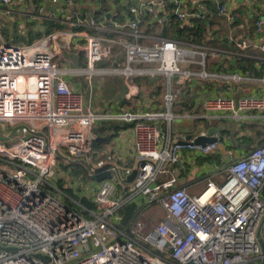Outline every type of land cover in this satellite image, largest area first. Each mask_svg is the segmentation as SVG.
<instances>
[{"label":"built area","instance_id":"obj_1","mask_svg":"<svg viewBox=\"0 0 264 264\" xmlns=\"http://www.w3.org/2000/svg\"><path fill=\"white\" fill-rule=\"evenodd\" d=\"M103 1L116 7L102 11L100 20L79 10L75 0H63L65 4L52 0L56 8L36 0H0V11L7 16L29 17L38 27L49 21L63 25L25 44L8 42L0 35V124L2 135L9 137L0 138V264H256L264 260L258 237L264 218V143L223 166L220 181L209 176L206 187L192 195L179 185L180 149L194 147L208 154L216 143L180 145L157 124L161 118H173L176 76L235 82L246 78L207 70L208 57H220L228 48L152 35L144 29L151 15L165 25L171 15L180 22L204 20L211 10L189 12L182 0H130L123 11L122 0ZM205 1L217 3L229 25L236 27L237 15L224 0ZM253 17L256 30L264 33V7H258ZM230 42L241 50L249 46L246 39L236 41L232 36ZM74 47L84 52L86 65L62 67L61 53ZM115 47L123 48L127 66L100 67ZM142 64L153 68H133ZM122 71L130 82L133 74L163 75L165 112L91 110L85 94L74 92L67 79L69 74L85 75L89 92L106 75ZM203 108L240 118L247 111L264 112V96L216 95L205 99ZM104 119L135 123V167L94 159V127ZM72 159L87 161L90 177L97 168L109 165L112 177L98 183L92 197L95 209L76 197H71V205L66 203L50 181L58 161ZM131 202L137 210L125 222L121 209ZM157 204L165 217L153 223L142 219L141 213Z\"/></svg>","mask_w":264,"mask_h":264},{"label":"crops","instance_id":"obj_2","mask_svg":"<svg viewBox=\"0 0 264 264\" xmlns=\"http://www.w3.org/2000/svg\"><path fill=\"white\" fill-rule=\"evenodd\" d=\"M36 1L51 8L57 7L56 4L52 3V0ZM129 1L130 0L121 1L123 4V11L128 7L129 4L127 3ZM182 1V6L189 12L199 11L203 7H207L211 10V14L206 19L201 20V25L205 28L206 32L205 41L203 43L215 47L228 48L229 52L224 53L220 57H208L207 70L211 73L220 75L240 73L246 77L238 82L224 80L221 77L201 78L193 76L185 80L178 79V76L174 78L173 89L176 91V98L172 109L174 115L170 120L161 118L157 121L162 131L166 133L170 131L177 141H179L181 139H186L189 135H192L193 139V137L199 135L200 132H208L210 127L215 126L219 129L216 135L221 137L220 141L216 143L215 149L208 154H202L194 147L183 146L180 149L181 162L178 164V167H176L179 185L185 187L190 194L195 195L199 194L206 187V180L209 176L215 175L216 180L220 181L223 166L248 155L255 147L264 143V112L247 111L243 113L240 118H234L229 116L231 115L229 113H227L229 115H225L223 112H212L203 108L204 100L216 95L233 94L236 96H264V81L262 80L264 78V50L262 49V46H264V33H259L256 30L253 17L258 7H264V0H224L231 9H234L237 15L236 27L229 25L225 16L218 10L217 3L214 1ZM60 2L61 4H65L63 0H60ZM75 5L79 10H86L98 19L102 17V11L109 8L111 9L112 6L116 7L115 4L112 5L103 0H75ZM14 6H17V3H15ZM29 19V17L21 15L7 16L0 11V24L5 23L8 25L9 23V28L12 29L17 23V28L20 32L26 23H30L33 27L38 28V24ZM191 19L192 18H187L184 23H189ZM175 21L177 22L176 19ZM175 21L170 20L167 24L160 25L156 17L151 15L148 17L144 29L152 35L159 34L170 37L163 32H165L166 29H172V25L177 24ZM39 27H41V30L43 27L46 29L44 23ZM169 31L172 33V30ZM0 35H2L1 32ZM231 36L236 41L246 39L249 43L247 49L241 50L236 44L231 45L233 43L230 42ZM5 39L10 42L7 38ZM83 42L82 40V45ZM17 44H25V42ZM74 49L75 47L72 49H65L61 53L60 65L62 67H84L86 65L84 52L78 48L77 50ZM230 51L233 52L230 53ZM62 57L64 58V62H61ZM99 66L110 69L117 67L123 70L127 66L123 48L115 47L111 58L104 63H100ZM133 66L134 69H143L146 71L153 68L152 64ZM190 67L193 68L194 71L201 70L199 66ZM122 73L126 75V91H118L116 93V99L112 103L107 100V98L111 97L106 95L110 94L109 90L111 88L107 80L112 75ZM140 76H147L146 84L144 82H141V84H136L134 82L135 78L137 79V77ZM158 77L161 84L158 83L156 86L158 89L162 88L161 95L156 97L153 93L148 92L149 95H147L146 92L144 93L143 90L146 91V89L143 85L148 86L150 89L154 86ZM67 79L74 92L85 94L87 108L94 111H106L108 113L132 111L135 113H145L148 111L165 112L166 110L163 95L167 79L161 74H133V81L130 82V78L127 77V74L123 71L112 73L106 75L98 84L96 83L89 92L86 91L88 84L83 74H69ZM104 86L107 87L108 90H105ZM119 96H122V99H117ZM123 124L132 125L123 128ZM134 126V122H129L124 119H104L97 121L94 127L96 139L101 138L106 140L95 141V146L97 142L101 143L100 147H96V159H104L108 163L117 164L121 167H135L137 161L135 157ZM217 173H219V175ZM96 182L98 185L99 182ZM147 210L144 212H147ZM159 220L156 219V221ZM148 223H152V221ZM261 234L264 238V224Z\"/></svg>","mask_w":264,"mask_h":264},{"label":"rangeland","instance_id":"obj_3","mask_svg":"<svg viewBox=\"0 0 264 264\" xmlns=\"http://www.w3.org/2000/svg\"><path fill=\"white\" fill-rule=\"evenodd\" d=\"M4 25H5V23L0 24V32L5 38H7L9 40V38H8L9 36H7L8 30L5 29L6 26H4ZM18 31H19V33H21L20 30H18ZM42 31H44V27L42 28ZM19 42H21V41H19ZM61 62H64L63 57L61 59ZM83 76H85V75H83ZM125 76L126 75L123 73L118 74V75H112L107 80L111 85V88L109 90L110 94H106L107 96H111V97L107 98L108 101H111L113 103L116 99V93L118 91H123V92L126 91L127 82L125 80L126 79ZM146 77L147 76L137 77V79L135 78L134 82L136 84H141V82L142 83L144 82L146 84V80H147ZM107 81H104V82H107ZM160 82L161 81L158 77V79L154 83V86H152L150 89L148 86L143 85L144 88L146 89V91L143 90L144 93L146 92L147 95H149L148 92L153 93L156 97H159V95H161L162 88L159 90L156 85ZM98 83L99 82H97V84ZM104 89L108 90V88L105 86H104ZM25 92H28V90H25ZM117 99H122V96H119ZM98 100H96V101H98ZM5 130L9 131V129L7 127H5ZM96 158H97V153H96L94 159H96ZM86 162L87 161L76 160V159H72L69 163L58 161V164L54 169V173H53V176L50 178V181L55 186H57L60 190H61V188H60L59 184H62V186L65 189H71L74 193L72 195L69 190H65V189H64V192H63V190H61L63 193L62 192L58 193V194H60L62 200L65 201L66 203L70 202V200L74 201V199L71 197H76L78 199H81L82 197H84L83 195H89V197L94 198V195H95L96 190H97V182L95 180L91 179V177L89 176L88 170L85 167ZM78 163L83 164L84 168L87 170V173L84 170H78L77 169ZM76 180H78V183L75 182ZM149 209H151V210H149ZM149 209H148L149 211L146 209L147 212L142 213V217L146 221H148V222L152 221V223H153V222H156V219L159 220V219H162L163 217H165V211L158 204L154 205L153 207H150ZM256 264H264V260L260 259Z\"/></svg>","mask_w":264,"mask_h":264},{"label":"trees","instance_id":"obj_4","mask_svg":"<svg viewBox=\"0 0 264 264\" xmlns=\"http://www.w3.org/2000/svg\"><path fill=\"white\" fill-rule=\"evenodd\" d=\"M170 20L175 21V16L171 15ZM205 22V21H203ZM177 24L172 25V29H166L165 32H163L165 35L170 36V37H178L181 39H185L188 41H194V42H200L203 43L205 40V28L201 25V20L192 18L189 23H184L180 21H175ZM46 25V29L44 31L41 30V27L35 28L33 27L32 24L26 23V25L23 27L21 33H19L18 28H17V23L14 25L15 27L10 29L9 28V23L8 25L5 24L6 30L8 29V34L9 36V41L10 42H15V43H30L33 40L43 36L44 34L50 33L55 29L63 28V25L59 23H54V22H46L44 23ZM172 30V33L169 31ZM21 41V42H19ZM160 89V88H159ZM132 125V124H130ZM130 125L128 124H123V128L129 127ZM101 143L97 142L96 147H100ZM77 169L78 170H84L87 173V170L84 168L82 163L77 164ZM61 190L64 192V187L62 184H59ZM69 190L70 193L73 195V191L71 189H65ZM264 196V192H263ZM80 202L82 205L85 207H88L90 209H95L96 208V203L92 200L91 197L84 196L80 199ZM71 205V202H69ZM137 210V204L135 202H131L126 204L122 209L121 213L123 215L124 221L126 222L128 219H130L134 213Z\"/></svg>","mask_w":264,"mask_h":264},{"label":"water","instance_id":"obj_5","mask_svg":"<svg viewBox=\"0 0 264 264\" xmlns=\"http://www.w3.org/2000/svg\"><path fill=\"white\" fill-rule=\"evenodd\" d=\"M218 130L219 129L217 127L212 126L209 128V130L205 136L199 135V136L195 137L192 141H190L192 139V135H189L186 139L179 140L178 144H180V145H188V144L200 145V146L204 147L208 144L218 143L221 139V137L216 135ZM0 138L4 141L9 140V137L2 135V125L1 124H0ZM100 140H106V139H101V138L96 139V141H100ZM108 167H109V165L107 164V165H104L102 167L97 168L95 173L91 175V178L98 181V182H101L102 180L107 179V178H111L112 174L110 171L107 170ZM136 174H137V170L135 169L132 172V174L128 177V181H130V182L133 181ZM154 185L155 184H153V186ZM263 224H264V218H263V221H262V223L259 227V231H258L259 241H260V243L262 245V249L264 251V238L262 237V234H261ZM38 257L44 259L45 261L49 260V257L47 255L38 254Z\"/></svg>","mask_w":264,"mask_h":264}]
</instances>
